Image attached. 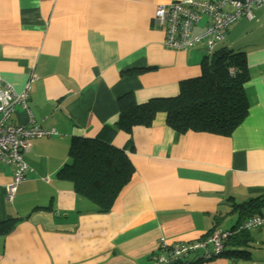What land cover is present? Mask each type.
Listing matches in <instances>:
<instances>
[{"label": "crops", "instance_id": "1", "mask_svg": "<svg viewBox=\"0 0 264 264\" xmlns=\"http://www.w3.org/2000/svg\"><path fill=\"white\" fill-rule=\"evenodd\" d=\"M170 1L0 0V78L20 90L33 75V122L57 132L32 140L12 200V167L0 163V264H148L162 240L231 229L250 217L236 204L264 198V5L232 22L213 50L244 52L250 72L246 115L229 134L176 132L163 112L131 128V149L118 130L112 144L125 147L133 173L107 212L57 176L72 136L93 137L128 99L174 95L199 75L202 49L166 48L152 25L155 5ZM11 120L28 124V112L16 105ZM255 210L264 217V202ZM255 229L246 257L198 264H264V224Z\"/></svg>", "mask_w": 264, "mask_h": 264}, {"label": "trees", "instance_id": "2", "mask_svg": "<svg viewBox=\"0 0 264 264\" xmlns=\"http://www.w3.org/2000/svg\"><path fill=\"white\" fill-rule=\"evenodd\" d=\"M202 52L199 75L180 81L174 95L151 97L141 103L128 99L121 105L114 123L103 126L97 135L71 137L69 161L58 170L57 176L70 181L73 190L90 200L95 210L107 212L133 173L125 147L112 144L118 130L128 135L126 144L131 149V128L149 126L157 112H163L166 124L180 133L195 130L229 134L243 120L248 107L244 84L250 78L244 52L223 46L210 55L203 49ZM263 202L264 198L255 197L236 205L242 213L251 216ZM246 236V231L231 235L215 257L230 260L246 257L249 245ZM187 259L186 263L179 260L170 264L203 261L197 255Z\"/></svg>", "mask_w": 264, "mask_h": 264}, {"label": "built area", "instance_id": "3", "mask_svg": "<svg viewBox=\"0 0 264 264\" xmlns=\"http://www.w3.org/2000/svg\"><path fill=\"white\" fill-rule=\"evenodd\" d=\"M264 0H171L155 5L152 25L164 29L163 46L172 50L201 47L210 55L225 38L228 27L242 16L251 17L252 10L263 6ZM229 10H226L225 7ZM203 24L200 32L194 29ZM31 75L23 88L13 86L0 78V163L12 167L11 181L6 187V199L12 200L17 186L24 180L28 165L24 155L32 140L50 137L57 132L53 127L33 122L28 109ZM18 105L28 112V124L12 122L11 115ZM264 224V217L254 214L238 222L231 229L216 228L204 237L191 242H160V248L149 256L148 264H170L197 255L202 260L217 256L225 241L234 234L247 232Z\"/></svg>", "mask_w": 264, "mask_h": 264}, {"label": "water", "instance_id": "4", "mask_svg": "<svg viewBox=\"0 0 264 264\" xmlns=\"http://www.w3.org/2000/svg\"><path fill=\"white\" fill-rule=\"evenodd\" d=\"M188 261H189V259H186V260H185V263L188 262Z\"/></svg>", "mask_w": 264, "mask_h": 264}, {"label": "rangeland", "instance_id": "5", "mask_svg": "<svg viewBox=\"0 0 264 264\" xmlns=\"http://www.w3.org/2000/svg\"><path fill=\"white\" fill-rule=\"evenodd\" d=\"M256 229H257V228H256ZM256 229H255V231H257Z\"/></svg>", "mask_w": 264, "mask_h": 264}, {"label": "clouds", "instance_id": "6", "mask_svg": "<svg viewBox=\"0 0 264 264\" xmlns=\"http://www.w3.org/2000/svg\"><path fill=\"white\" fill-rule=\"evenodd\" d=\"M234 227V226H233Z\"/></svg>", "mask_w": 264, "mask_h": 264}]
</instances>
